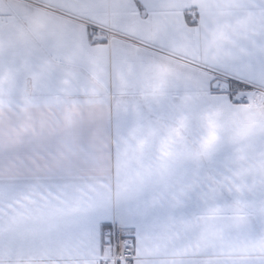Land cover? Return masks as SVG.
<instances>
[{"label": "snow or ice", "instance_id": "snow-or-ice-1", "mask_svg": "<svg viewBox=\"0 0 264 264\" xmlns=\"http://www.w3.org/2000/svg\"><path fill=\"white\" fill-rule=\"evenodd\" d=\"M54 79L0 58V264H264V0H23Z\"/></svg>", "mask_w": 264, "mask_h": 264}, {"label": "crops", "instance_id": "crops-1", "mask_svg": "<svg viewBox=\"0 0 264 264\" xmlns=\"http://www.w3.org/2000/svg\"><path fill=\"white\" fill-rule=\"evenodd\" d=\"M28 30L23 0H0V58L3 60V90L17 102L27 95L47 91L54 79V66L44 61L32 66L23 47L27 39H37Z\"/></svg>", "mask_w": 264, "mask_h": 264}]
</instances>
